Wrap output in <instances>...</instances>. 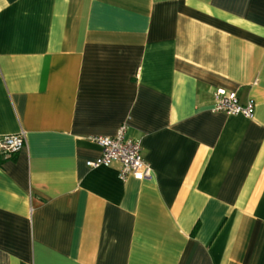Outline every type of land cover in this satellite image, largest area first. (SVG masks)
I'll use <instances>...</instances> for the list:
<instances>
[{
  "label": "crops",
  "instance_id": "1",
  "mask_svg": "<svg viewBox=\"0 0 264 264\" xmlns=\"http://www.w3.org/2000/svg\"><path fill=\"white\" fill-rule=\"evenodd\" d=\"M122 126L149 178L86 165ZM20 132L0 264H264V0H0V137Z\"/></svg>",
  "mask_w": 264,
  "mask_h": 264
},
{
  "label": "built area",
  "instance_id": "2",
  "mask_svg": "<svg viewBox=\"0 0 264 264\" xmlns=\"http://www.w3.org/2000/svg\"><path fill=\"white\" fill-rule=\"evenodd\" d=\"M212 110L228 115H242L247 118L253 116V103L239 102L235 92L216 89L213 92ZM125 127H120L113 136H93L91 139L101 149L100 155L93 160L86 161L89 167L109 166L113 162L120 164L119 176L125 178L129 174L139 175L142 178L151 176V169L141 154V145L138 140L127 138ZM25 144L23 132L0 137V153L14 154Z\"/></svg>",
  "mask_w": 264,
  "mask_h": 264
}]
</instances>
